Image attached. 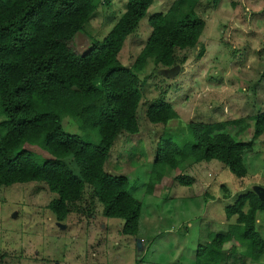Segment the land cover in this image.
Wrapping results in <instances>:
<instances>
[{
	"label": "rangeland",
	"instance_id": "rangeland-1",
	"mask_svg": "<svg viewBox=\"0 0 264 264\" xmlns=\"http://www.w3.org/2000/svg\"><path fill=\"white\" fill-rule=\"evenodd\" d=\"M125 1H98L73 37L77 53L103 39L123 13ZM175 1L180 0L152 2L122 44L117 56L122 66L130 67L142 49L150 32L147 17L165 12ZM193 1L194 11L204 22L197 43L175 50L172 68L147 60L136 75L142 96L136 112L138 133L118 137L103 165L105 172L127 178V190L141 204L136 234L122 235L120 220L103 217L100 204L90 200L86 186L76 210L61 222L53 219L47 207L56 195L43 184L0 187V264H194L196 247L207 245L215 234H224L234 224L235 217L226 219L224 208L246 192L264 197V133L244 152L246 175L241 179L212 160L174 171L165 167L152 193L144 192L157 173L153 176L150 168L160 138H169L180 147L192 142L189 122L214 123L264 111L260 77L264 0ZM156 100L168 103L176 114L165 125L149 124L144 118L145 108ZM249 124L250 129L240 135L244 140L251 136ZM61 125L68 133L86 134L85 139L93 144L98 141L97 133L77 129L67 116ZM63 161L78 175L70 157ZM179 174L188 176L192 184L177 185L174 178ZM255 230L264 240V212L256 213ZM221 261L264 264V254L251 261L245 256L244 244L232 238L222 246Z\"/></svg>",
	"mask_w": 264,
	"mask_h": 264
},
{
	"label": "trees",
	"instance_id": "trees-1",
	"mask_svg": "<svg viewBox=\"0 0 264 264\" xmlns=\"http://www.w3.org/2000/svg\"><path fill=\"white\" fill-rule=\"evenodd\" d=\"M98 1L0 0V187L43 184L56 195L47 207L61 222L76 210L86 186L90 200L100 204L101 215L120 220V233L134 236L141 204L127 190V178L105 172L103 165L118 137L138 133L136 112L142 96L136 75L147 60L172 68L174 51L193 48L204 22L193 0L175 1L165 12L149 15V35L132 65L124 67L117 58L122 44L154 0H126L103 39L77 53L73 37ZM260 77L264 83V69ZM64 116L74 120L77 129L97 133L98 141L93 144L86 134L64 131ZM175 117L163 100L144 110L145 120L153 125H165ZM249 123L251 136L244 140L240 135L250 129ZM187 128L192 138L188 144L179 147L169 138L157 141L150 168L153 176L157 173L145 193H152L165 167L174 171L215 160L235 178H243L242 156L264 133V111L214 123L189 122ZM68 157L78 175L64 163ZM174 180L179 186L192 184L182 174ZM258 212H264V197L252 192L238 196L224 208L226 219L235 217L234 224L207 245H198L194 264H224L221 249L232 238L244 244L246 257L257 261L264 254V240L255 230Z\"/></svg>",
	"mask_w": 264,
	"mask_h": 264
}]
</instances>
